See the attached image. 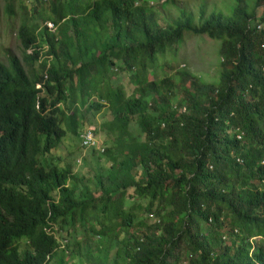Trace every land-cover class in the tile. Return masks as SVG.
<instances>
[{
  "label": "trees",
  "instance_id": "obj_1",
  "mask_svg": "<svg viewBox=\"0 0 264 264\" xmlns=\"http://www.w3.org/2000/svg\"><path fill=\"white\" fill-rule=\"evenodd\" d=\"M16 1L23 60L0 62V264H264V0L166 28L150 0ZM187 35L220 44L219 83L156 80ZM44 46L50 68L29 53ZM104 108L110 147L91 150L107 172L56 165L62 140ZM55 190L66 246L46 231Z\"/></svg>",
  "mask_w": 264,
  "mask_h": 264
},
{
  "label": "rangeland",
  "instance_id": "obj_2",
  "mask_svg": "<svg viewBox=\"0 0 264 264\" xmlns=\"http://www.w3.org/2000/svg\"><path fill=\"white\" fill-rule=\"evenodd\" d=\"M234 2L235 0H150L148 1V5L156 12H159L161 17L158 18L159 27L166 28L168 24H174L178 21L183 12L192 14L196 25L200 24V14L202 11L205 13L204 17H208L212 13H223L230 16L228 12H230ZM28 4L32 8L31 5L33 3L29 2ZM254 4V1H250L251 7ZM6 6L7 0H0V61L8 64L11 56L23 58V48L19 39V28L22 23L23 12L12 17L8 15ZM16 6H20L19 0L16 1ZM261 12L262 10L258 14L261 15ZM219 50L220 44L210 40L208 37L187 35L178 50H167L163 58L158 60L156 67L159 68L157 69L156 80L160 81L168 77L172 78L177 72L183 71L191 73L194 78H199L207 84H217L220 81L221 74ZM154 71L155 65H153V69L149 73ZM154 80L155 78L150 76V81ZM121 83H126V87L129 90L128 95L131 96L134 88L129 85L126 76L123 77ZM121 83L115 81L113 82V86L117 87ZM93 100L95 102L99 101L98 98ZM104 105L107 106L105 103ZM111 119L110 110L104 108L95 116L92 115L90 117L91 124H89V129H96L97 139L100 144H106L108 148L110 147L108 145L109 137L105 133L104 124L111 121ZM130 131L135 135L140 132L135 125L131 127ZM92 151L91 148L82 146L80 137L70 133L62 140L59 148L53 153L54 161L59 166L73 169V172L79 174L81 177L90 172H97V170L106 173L110 167L108 165L109 160L102 158L100 163L98 161L93 162ZM100 155L99 153V157ZM56 236L60 238L62 246L68 244L67 241L60 237L58 228H56ZM78 239L81 241L83 237H78ZM260 241L261 239L259 238L254 240V243H259ZM75 247H79L78 242H76Z\"/></svg>",
  "mask_w": 264,
  "mask_h": 264
},
{
  "label": "clouds",
  "instance_id": "obj_3",
  "mask_svg": "<svg viewBox=\"0 0 264 264\" xmlns=\"http://www.w3.org/2000/svg\"><path fill=\"white\" fill-rule=\"evenodd\" d=\"M49 28L52 31H54V32L57 29L56 26L53 23L52 24H49ZM35 51H39L40 52L41 59H40L39 63L42 64L46 59H48V61H49V68H50L51 67V64H52V60H54V57L52 55H47V52L49 51V47L48 46L38 47L37 50H35L33 48V49H31L29 51V53L30 54H32V53L35 54ZM15 57H17V56H15ZM21 60H23V58ZM0 62L1 63H4L2 61H0ZM4 64L7 65V63H4ZM43 87H44V84H39L36 87V89L37 90H42ZM80 139H81L82 146L83 147H86V148H94V147H96L98 150H101L102 153L105 152V148L104 147H107L108 148V146L106 144L105 145L100 144V142L98 141L97 135H96V129H93L92 130V129H89L88 128L87 130H85V132L81 133ZM60 168L65 169V167H62V166H60ZM66 169H68V168H66ZM69 169H71V168H69ZM61 176H65V172H63V174H61ZM53 195H54L55 198H54V200L50 201V205H48V208H47L48 209V217H47V220H46L47 223H48V226L46 228V231L51 232L52 235L53 234H56V228H58V231H59L60 230V227L62 225V221L60 219H57L56 218V212H55V210L52 207V203L60 204L61 197H60V195L58 193V190H55L53 192ZM15 242H17V245L20 248V253H23L24 254V253L32 252V245H31V239L30 238H28V237H21V238L16 239Z\"/></svg>",
  "mask_w": 264,
  "mask_h": 264
},
{
  "label": "built area",
  "instance_id": "obj_4",
  "mask_svg": "<svg viewBox=\"0 0 264 264\" xmlns=\"http://www.w3.org/2000/svg\"><path fill=\"white\" fill-rule=\"evenodd\" d=\"M151 217H153V216L151 215Z\"/></svg>",
  "mask_w": 264,
  "mask_h": 264
}]
</instances>
